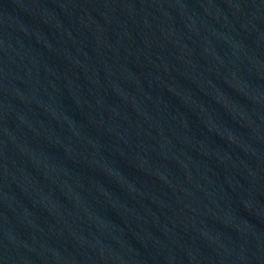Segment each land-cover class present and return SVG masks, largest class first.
<instances>
[{"label":"water","instance_id":"1","mask_svg":"<svg viewBox=\"0 0 264 264\" xmlns=\"http://www.w3.org/2000/svg\"><path fill=\"white\" fill-rule=\"evenodd\" d=\"M0 264H264V0H0Z\"/></svg>","mask_w":264,"mask_h":264}]
</instances>
